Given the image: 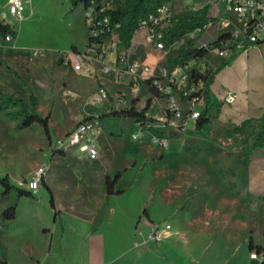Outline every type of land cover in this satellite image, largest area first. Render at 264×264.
Segmentation results:
<instances>
[{
	"label": "rangeland",
	"instance_id": "374dc122",
	"mask_svg": "<svg viewBox=\"0 0 264 264\" xmlns=\"http://www.w3.org/2000/svg\"><path fill=\"white\" fill-rule=\"evenodd\" d=\"M7 2L0 0V22L12 26L19 40L0 38V94L29 104L31 89L37 105L30 113L48 118V132L41 123L18 130V121L0 112L1 259L7 264L260 263L262 256L259 261L250 258L249 245H264V200L250 193H264V168L255 165L248 172L245 164L257 125L233 141V132L215 120L201 130L184 121L180 129L165 128L159 120L160 104L146 86L135 90L129 78L103 74L96 59L86 60L90 64L80 71L74 61L64 64L65 53L87 52L84 5L72 10L71 0H28L20 20L9 13ZM205 4L174 0L172 11L182 18ZM210 7L209 17H232L224 6ZM147 52L154 56L153 68L167 67L169 58L148 47L141 32L132 56L146 63ZM101 87L109 97L97 102ZM120 96L125 103L118 104ZM148 101L147 114L161 137L112 115L132 106L142 110ZM86 117L94 118V139L103 160H91L77 150H57L58 141ZM160 139H166L167 146L160 145ZM51 162L47 181L19 201V191L28 192L19 184L30 182L36 170ZM117 175L114 190L122 193L111 195L106 208L104 182ZM2 181L12 187L10 192ZM50 191L56 193L58 215L66 227L62 253L60 220H55ZM15 203L16 219L4 228L2 214ZM151 224L171 227L164 246L147 241Z\"/></svg>",
	"mask_w": 264,
	"mask_h": 264
},
{
	"label": "built area",
	"instance_id": "2783aa9c",
	"mask_svg": "<svg viewBox=\"0 0 264 264\" xmlns=\"http://www.w3.org/2000/svg\"><path fill=\"white\" fill-rule=\"evenodd\" d=\"M117 1L92 0L91 5L85 8V21L90 39L87 52L84 55L78 52L65 53L64 64L74 61V69L80 71L90 64L86 60H97L102 64L103 74H113L119 80L129 78L130 86L135 90H139L140 85L149 90L154 89L156 96L151 95L160 104L163 116L159 120L165 128L180 129L182 121L186 125L201 119L207 97L205 78L209 71H215L207 61L209 54L222 62H229L239 54H247L252 46L264 40V0H204L206 4L203 8L211 6V10L224 6L232 17L217 18L207 15L204 23L186 32L182 37L167 36L168 30L172 29L180 18H176L172 11V3H166L139 20L131 47L127 49L118 38L120 25H112L111 17L106 14L115 9ZM27 3L28 0H10L9 13L21 20ZM190 11L192 12L185 16L200 10L192 8ZM141 32L147 46L162 53L166 58L176 59L182 51L196 50L203 54L197 55L195 52L173 68L168 65L153 68L133 59L134 44ZM6 40L10 42L12 38L9 36ZM113 56V61L107 64ZM108 97V92L101 87L95 100L102 102ZM224 100L230 104L234 102L235 95L228 93ZM122 103H125V99L120 96L118 104ZM94 126L91 121L81 122L66 134L64 139L58 141L57 150H77L87 154L91 160L97 159V147L89 137ZM157 142L163 146L168 143L166 139ZM48 170L49 168L44 166L36 171L34 178L27 183L30 191L40 188ZM170 229L169 225L164 229L152 225L147 241L159 244ZM250 258L259 261L261 256L253 251Z\"/></svg>",
	"mask_w": 264,
	"mask_h": 264
},
{
	"label": "trees",
	"instance_id": "16d2710c",
	"mask_svg": "<svg viewBox=\"0 0 264 264\" xmlns=\"http://www.w3.org/2000/svg\"><path fill=\"white\" fill-rule=\"evenodd\" d=\"M101 1V0H99ZM174 0H118L116 2L115 9L108 11L106 14L111 17L112 25L119 24L120 28L118 30V38L122 45L125 48H130L132 44V39L134 34L138 28V22L141 18L148 16L152 13L158 6H161L166 3H172ZM92 0H71L72 10H75L79 5H84V8H88L91 5ZM209 7H205L197 13L185 16L180 18V20L174 25V27L167 32V36L182 37L186 32L195 29L197 26L201 25L206 21L207 13ZM11 37L13 40L16 38V31L9 24H4L0 22V38L6 40L7 37ZM90 39L88 38V43ZM77 49L74 50L76 52ZM196 50L190 51H182L180 56L176 59L170 57L168 59V66L173 68L175 65L182 63L185 58L189 55L195 53ZM197 55H202L203 52H196ZM228 62H223L215 71H209L208 76L205 78L206 80V93H209V86L212 84L214 80L215 73L225 67ZM8 71L15 74L21 82L25 85L23 79H21L16 72L7 67ZM152 95L156 96V91L154 89H150ZM29 93V104H27L24 100H17L11 96L2 97L0 94V112H4L11 119L18 121L17 129L23 130L27 128H31L36 123H41L45 126V131L48 132V118L43 119L41 116L36 113H30L31 108H35L37 105V99L31 89H28ZM10 108H14V111H10ZM150 109V101H148L146 107L142 110H136L134 106L130 109H121L112 113L117 117L128 118L140 125H143L147 128V130L152 133L154 136L161 137V133L155 130L153 124L155 120L151 116H148V111ZM209 99L205 98V109L203 111L201 119L196 122V129L201 130L203 126L210 121L209 116ZM93 117H86L84 121L93 122ZM247 124L245 123L242 128L236 130L241 132ZM264 147V116L258 120L257 122V134L254 137L253 144L250 146L246 162L249 159L250 153L256 149ZM143 171H141L142 173ZM120 175H117L114 180H111L109 177L106 179V187H107V199L106 205L107 208L109 205V197L113 194L122 193V191H115L114 185L117 182ZM4 186L6 187V192H10L12 187L9 185L7 181H2ZM51 194V207H54V199ZM22 196H31L30 192L19 191V197ZM264 200V198H263ZM17 206L18 203H15L13 206L9 207L3 214L2 218L5 223L15 220L17 214ZM250 250L256 251L260 256H262L263 260L257 264H264V245L263 246H254L253 242L250 241L249 245ZM0 264H7L6 261L2 260L0 257Z\"/></svg>",
	"mask_w": 264,
	"mask_h": 264
},
{
	"label": "crops",
	"instance_id": "0c3cea01",
	"mask_svg": "<svg viewBox=\"0 0 264 264\" xmlns=\"http://www.w3.org/2000/svg\"><path fill=\"white\" fill-rule=\"evenodd\" d=\"M9 1L10 0H8L7 2V6H8ZM27 5H26L24 12H26L27 10ZM23 19H24V15L21 20ZM16 40H19V36H16L15 43H16ZM135 56H133V58H135V60H138L136 59L137 55ZM211 57L212 58L208 57L207 61L209 65L213 69L216 70L223 62L221 60L218 61V59H215V57L213 56ZM144 59L146 62L145 64L151 65L154 63V56L150 52L146 53V56L144 57ZM228 93H232L235 95L234 102L230 104L226 103L224 100ZM207 97L209 99L208 116L210 119L208 124H210L212 120L218 121L225 128L227 132H233V137H231L232 141L235 137L240 138L242 133L246 129H248V126L257 125L258 120H260L264 116V40L252 46L249 49L247 54L237 55L236 57L231 59L225 67L218 70L215 73L212 84L209 86V93ZM204 109H205V106L203 108V111ZM149 113H151V110ZM83 121L84 119L81 122ZM245 123L247 124V127H245L242 130V132L237 133L236 130L242 128V126ZM194 124L196 126L195 122ZM74 129H75V126L72 127L70 130H68L67 134ZM89 137L92 139V141L95 143L97 147L98 157L101 156V159L103 160L104 157L101 152V148L98 146L97 142L94 139L93 131L90 132ZM63 153L71 154V153H75V150H70V151L63 152ZM52 163L53 162H51L49 166H46V167L50 169ZM245 164L247 165L248 172H250L251 169L255 165L257 168H259V170L263 169L264 168V147L254 149L250 153V156L247 162L245 159ZM47 175H49V173H47ZM47 175L44 181H47V178H48ZM42 185H43V182H42ZM19 187L25 189L31 194H33V192H36V191H30L28 189L27 183L19 184ZM50 192L52 193V191ZM250 194L254 196H263L264 198V193L252 192ZM52 196L54 199L55 208H52V207L51 208L57 213V216L59 218L58 213H60L61 211L59 210V205L57 204V197H56L55 191H54V194L52 193ZM24 197L25 196L19 197L20 198L19 201ZM106 199H107V195H106ZM58 218L56 217L55 220L57 221L60 220L61 237L59 240V247L62 253L63 252L62 240L64 239V236L66 235V227H65V222L63 220V217H60L59 219ZM10 222H7L5 225H3V227L8 228ZM170 239H171L170 237L165 236L164 239L158 245L162 247ZM31 259L35 260L34 257H31ZM37 264H41V262L37 260ZM65 264H68V263L66 262Z\"/></svg>",
	"mask_w": 264,
	"mask_h": 264
}]
</instances>
